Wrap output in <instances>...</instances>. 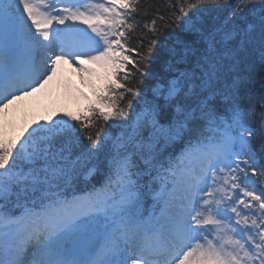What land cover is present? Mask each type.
<instances>
[{"label": "snow or ice", "instance_id": "1", "mask_svg": "<svg viewBox=\"0 0 264 264\" xmlns=\"http://www.w3.org/2000/svg\"><path fill=\"white\" fill-rule=\"evenodd\" d=\"M141 13L142 0H0V115L60 63L101 81L82 113L0 124V264H264V0H167L142 26ZM166 28L180 34L161 44Z\"/></svg>", "mask_w": 264, "mask_h": 264}, {"label": "rangeland", "instance_id": "2", "mask_svg": "<svg viewBox=\"0 0 264 264\" xmlns=\"http://www.w3.org/2000/svg\"><path fill=\"white\" fill-rule=\"evenodd\" d=\"M72 23V21H69ZM57 27H60L57 25ZM83 67L93 68L98 74L103 75V69L95 64H85ZM71 75V78H68ZM55 86L48 90L50 86H46L31 97H25L18 100V105L22 104V109L12 112L11 105L6 110V116L0 115V119L21 118L23 115L29 117L30 120L25 124H31L34 121L44 122L50 117L53 119L65 117L66 113L74 114V110L81 99L78 93L70 83V79L82 88L88 91L99 87L101 81L96 76H89L87 73H80L77 66L68 63H60L57 65ZM94 92V91H93ZM15 102V101H13ZM19 112V113H18ZM10 134H16L20 130H8ZM159 207V206H158ZM160 208L155 212L158 214Z\"/></svg>", "mask_w": 264, "mask_h": 264}, {"label": "trees", "instance_id": "3", "mask_svg": "<svg viewBox=\"0 0 264 264\" xmlns=\"http://www.w3.org/2000/svg\"><path fill=\"white\" fill-rule=\"evenodd\" d=\"M167 0H142L143 5L148 9V15L145 17L143 15V13L139 14L137 16V19L140 21L141 26L144 23H150L151 19L154 18L157 15L163 14V10H164V6L166 4ZM156 9H159L160 11L157 12ZM164 35L161 37V44L165 43V41L171 37L173 35V33L179 35L180 31L179 29H173V28H166L163 30ZM134 43V42H133ZM157 51H159V46L157 47ZM162 67L160 65V62L158 60H155L153 63H151L147 68L146 71L148 73V75L146 77L143 78L142 81H137V86L140 88L142 93H145L148 91V89L151 87L152 83H153V75L155 73H158L160 71H162ZM241 70L242 72H244L245 74L251 76V77H256L258 78L260 75V69L259 66L253 67V68H248L245 67L244 65H241ZM134 104H135V100H134ZM113 122L109 121L107 124L104 125V131L115 134V132L117 131L113 126H112ZM77 128L79 129V126H77ZM93 133L95 131H97L96 128H93L91 130ZM79 137H80V141L81 144L83 146H87L88 145V141L85 139V133L79 132ZM182 143L180 141H177V143L175 144L174 147H171L168 149V152H172V153H177V151L182 147ZM80 149L74 147L73 148V158H75L76 155L79 154ZM96 179L97 178H93L91 180V182H89L87 185H85V183L82 181L80 184V187H85L87 186L88 188H91L92 185L96 184ZM98 186V185H97Z\"/></svg>", "mask_w": 264, "mask_h": 264}, {"label": "bare ground", "instance_id": "4", "mask_svg": "<svg viewBox=\"0 0 264 264\" xmlns=\"http://www.w3.org/2000/svg\"><path fill=\"white\" fill-rule=\"evenodd\" d=\"M55 83H56V77L53 78L47 85L50 86L48 88L51 89L52 87L55 86ZM46 85V86H47ZM45 86V87H46ZM19 102H16V103H12L11 104V108H12V112H16L20 109H22L23 105L20 104L18 105ZM19 113V112H18ZM30 120L29 117H26V116H22L21 118H13V117H10L9 119H0V124H6L7 125V129L8 130H20L21 128H23L25 126V124Z\"/></svg>", "mask_w": 264, "mask_h": 264}]
</instances>
